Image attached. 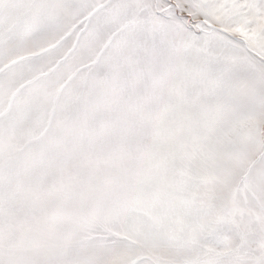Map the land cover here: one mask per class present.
I'll return each instance as SVG.
<instances>
[{
  "label": "snow or ice",
  "instance_id": "6c2138e0",
  "mask_svg": "<svg viewBox=\"0 0 264 264\" xmlns=\"http://www.w3.org/2000/svg\"><path fill=\"white\" fill-rule=\"evenodd\" d=\"M0 264H264V0H0Z\"/></svg>",
  "mask_w": 264,
  "mask_h": 264
}]
</instances>
